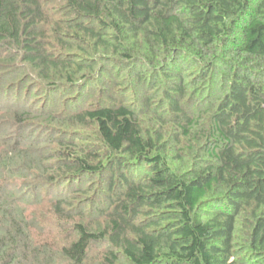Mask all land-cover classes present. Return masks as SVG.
<instances>
[{"label":"trees","instance_id":"trees-1","mask_svg":"<svg viewBox=\"0 0 264 264\" xmlns=\"http://www.w3.org/2000/svg\"><path fill=\"white\" fill-rule=\"evenodd\" d=\"M123 73L154 107L91 102ZM94 187L103 231L65 210ZM44 190L76 233L57 254L23 208ZM95 244L100 264H264V0H0V264H85Z\"/></svg>","mask_w":264,"mask_h":264},{"label":"rangeland","instance_id":"rangeland-1","mask_svg":"<svg viewBox=\"0 0 264 264\" xmlns=\"http://www.w3.org/2000/svg\"><path fill=\"white\" fill-rule=\"evenodd\" d=\"M111 83L114 85V89L112 92L111 89H108L105 91V94L102 92L100 93L98 90V86H93L92 88V103H100L104 101L106 98L105 96H111L116 101H122L125 100L128 103L132 104H139L140 105V112H145L146 109L144 107V104L147 103L146 100L150 103V106L154 107L157 98L155 97H149V99H145V91L141 90L138 86H135V81L128 75V74H121L119 78L113 79ZM118 86L122 87L121 90L117 92ZM88 91V89H87ZM118 93V94H117ZM73 95H67L64 94L61 97V102L66 99L67 97H71ZM111 99V98H110ZM90 101L86 103V106L89 104ZM60 108H62V104L59 103ZM61 110V109H60ZM141 117L143 119V122L145 123L143 126H145V129L152 131L154 129L152 127V124L148 121L149 115L142 114ZM87 136H92V131L90 128L84 131ZM164 141L165 146L167 148V151H169V163L173 168H176V166H179V168L183 167V161L184 164H186V169L190 168L192 166V159L188 157V146L190 145L189 141L184 139L181 134L176 133L175 129H171V126L165 127L164 131ZM94 135V134H93ZM51 148L55 149L56 146H52ZM175 156H179L181 159V162L177 163V159ZM89 183V180L85 181L84 185H87ZM65 185L60 188V193L62 194L63 189ZM92 188L89 193H87L86 196H78V198H72L71 205L65 208V210L71 211L72 216H76L81 212V215L79 217L74 218V222L81 223L85 226H87L90 229L96 230V231H103L107 228L108 222L107 220L101 216L97 215L95 213L90 216V208L88 206H85L83 208V203H85L87 200H93L94 205L95 204H103L104 207H107V202L104 201L103 196H99L97 193L93 192ZM32 195V193H31ZM34 196L36 194L33 193ZM38 195V194H37ZM57 194L48 193L45 190L41 191L39 193L38 199H36L33 202H30L27 205H23V208L25 209V214L27 218L31 221L33 219L34 224L31 227L33 238L35 240H40V245H45L51 252L54 254H57L61 251V249L65 246H68L72 241L76 239V233L73 230L72 226L63 218H58L54 212L50 208L51 200L56 198ZM83 208V209H82ZM82 210V211H81ZM105 252V246L100 245H92L87 261L85 264H100V261L102 259V256ZM56 264H67L63 261H57Z\"/></svg>","mask_w":264,"mask_h":264}]
</instances>
